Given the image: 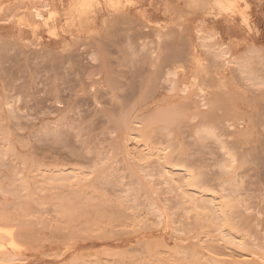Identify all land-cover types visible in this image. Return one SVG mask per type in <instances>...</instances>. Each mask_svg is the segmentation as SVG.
Wrapping results in <instances>:
<instances>
[{"label": "rangeland", "instance_id": "374dc122", "mask_svg": "<svg viewBox=\"0 0 264 264\" xmlns=\"http://www.w3.org/2000/svg\"><path fill=\"white\" fill-rule=\"evenodd\" d=\"M99 2L0 0V264H264V0Z\"/></svg>", "mask_w": 264, "mask_h": 264}, {"label": "bare ground", "instance_id": "6f19581e", "mask_svg": "<svg viewBox=\"0 0 264 264\" xmlns=\"http://www.w3.org/2000/svg\"><path fill=\"white\" fill-rule=\"evenodd\" d=\"M106 1H109L110 2V0H106ZM112 1V0H111ZM259 1L260 0H217V2H216V4H217V7H218V11H219V13H224L225 15H223V19H222V24H223V26L226 28V33L227 34H229V35H232V34H234V33H237L238 34V36L239 37H241V36H243L244 35V33H249V32H251V25H250V14H249V12L251 11V9H252V6L254 5V4H256V3H259ZM127 2H128V0H127ZM100 2H99V0H73V4H72V6H71V8L69 9V11H70V13L76 18V19H80V18H82V17H84L85 15H87L89 12H90V10L94 7V6H96V5H98ZM115 2H111V5H113ZM44 7V6H43ZM45 7H47V6H45ZM1 11V10H0ZM34 17L36 18V19H39V20H44V22L45 21H48V20H51L52 19V15L50 14L49 15V17L48 18H45L43 15H42V13L43 12H41V11H39L37 8H34ZM86 21V20H85ZM58 22V21H57ZM53 24V23H52ZM244 26V27H243ZM50 33L51 34H55V29L54 28H52L51 29V31H50ZM172 110V109H171ZM213 110H215V109H213ZM164 111H168L167 113L168 114H170L171 113V111H170V109H168L167 108V110L165 109V110H163V112H162V115H161V113H160V116L161 117H165V115H168L166 112H164ZM211 112V111H210ZM174 113V112H173ZM172 114V113H171ZM159 116V117H160ZM169 116H173V114L172 115H169ZM157 117V116H156ZM156 117H155V119H153V120H156ZM166 118H167V116H166ZM159 120V119H158ZM160 120H161V118H160ZM162 120H165L164 118L162 119ZM161 120V121H162ZM169 120V119H168ZM168 120H167V122H168ZM173 119H170V123L168 122V124H167V122L166 121H162L163 122V124H164V122H165V125H169V124H172V121ZM125 122V121H124ZM153 122V121H152ZM155 122V121H154ZM162 122H160V123H162ZM158 123H159V121H158ZM125 127V126H124ZM165 128V127H164ZM242 133V132H241ZM142 135V134H141ZM247 135V134H246ZM142 137V136H141ZM247 139V138H246ZM239 152V151H238ZM244 153V152H243ZM235 155V154H234ZM180 157V156H179ZM239 157V156H238ZM247 157V156H246ZM177 161V160H176ZM180 162V161H179ZM182 162V161H181ZM180 162V163H181ZM246 162V161H245ZM179 163V164H180ZM177 164V163H176ZM182 164V163H181ZM60 179H62V178H60ZM60 179H58L59 181H60ZM64 179V178H63ZM66 179V178H65ZM64 179V180H65ZM192 179H194V177L192 178ZM57 181V180H56ZM67 181V180H66ZM60 182H63V181H60ZM25 184H26V182H25ZM23 185V186H27L28 187V185ZM26 188V187H25ZM24 188V189H25ZM69 199V198H68ZM71 199L72 198H70V201H68V200H66V198L64 199L63 198V200H65V202L64 203H66V202H71ZM62 200V199H61ZM60 200V201H61ZM63 200H62V203H63ZM59 201V202H60ZM193 201L191 200V203H192ZM195 202H196V200H195ZM62 203H59V204H61L60 205V207H62V209H59V211H61V210H63V208H66V209H68L69 208V205L71 204H68V203H66L65 205H63L62 206ZM63 203V204H64ZM194 203V202H193ZM197 203V202H196ZM208 203V202H207ZM210 204V203H209ZM68 205V206H67ZM229 205V204H228ZM67 206V207H66ZM223 206V205H222ZM225 206H227V205H225ZM193 207H194V209L196 208V209H198V211L199 210H203L204 208H205V204H204V202L203 203H200L199 204V201H198V203L197 204H195V206H194V204H193ZM206 207H207V205H206ZM235 207V206H234ZM220 208V207H219ZM218 209V208H217ZM214 210V209H213ZM230 210V209H229ZM65 211V214L67 215V213L69 212L68 210V212H66V210H64ZM63 211V212H64ZM204 211V210H203ZM62 211H61V213H59L58 212V214L59 215H61L62 213H63ZM200 212V211H199ZM208 212H209V209H208ZM221 212H223V211H220V214H221ZM202 213V212H201ZM64 214V213H63ZM216 214V213H215ZM214 214V215H215ZM69 215V214H68ZM199 215V214H198ZM202 215V214H201ZM221 215H223V214H221ZM0 216H1V214H0ZM62 216V215H61ZM200 216V215H199ZM204 216V215H203ZM205 216H206V214H205ZM4 217V216H3ZM6 217V216H5ZM212 217H214L213 215H212ZM1 218L2 217H0V221H1ZM63 218H66L65 217V215H63ZM201 218V220H204L206 217H200ZM204 218V219H203ZM208 218V217H207ZM225 218H227V217H225ZM2 219H4V223H5V218H2ZM9 219V218H8ZM11 219V218H10ZM69 219V218H68ZM215 219V218H214ZM219 220H220V218H219ZM226 220V219H225ZM231 220V219H230ZM205 221H207L206 219H205ZM209 221V220H208ZM213 221V220H212ZM8 222H11V220L9 221H6V223L8 224ZM214 222V221H213ZM2 224H4L3 223V220H2V222H1ZM210 223V222H209ZM227 222H225V224H226ZM6 224V226H8ZM10 225H13V224H11L10 223ZM9 225V226H10ZM227 225V227H229V225L231 226L232 224H226ZM2 226H4V225H2ZM2 226H0V263H3V262H5L6 263V261L8 260L9 261V259H11V258H7V254L9 255L10 253L8 252V251H18L19 250V248H20V242L18 243L17 242V240H16V238H17V236H19L20 234H14V232H11L10 230H12V229H7V227L6 228H3ZM9 226H8V228H9ZM5 227V226H4ZM12 228H14V225H13V227ZM233 228V227H232ZM231 229V228H230ZM233 229H235V228H233ZM232 229V230H233ZM12 231H14V230H12ZM16 232V231H15ZM14 235H17L16 237L14 236ZM22 236V235H21ZM21 236H19V238L21 237ZM19 240V239H18ZM21 241H23V240H21ZM23 245V244H22ZM240 246V245H239ZM22 247V246H21ZM14 254V253H13ZM250 254V253H249ZM248 255V254H247ZM251 255V254H250ZM254 255V254H253ZM261 255V254H260ZM263 255V254H262ZM12 256V255H11ZM10 255H9V257H11ZM16 258H18L17 257V255H14ZM252 257V256H251ZM260 257V256H259ZM12 258H14V257H12ZM19 259V258H18ZM263 259V258H262ZM260 260V259H259ZM14 261H16L15 259H14ZM11 262H13L12 261V259H11ZM10 263V262H9Z\"/></svg>", "mask_w": 264, "mask_h": 264}]
</instances>
